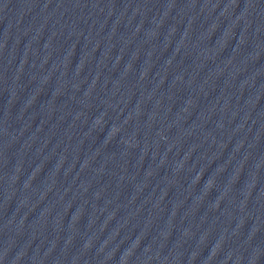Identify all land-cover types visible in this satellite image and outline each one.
<instances>
[{"label":"water","instance_id":"95a60500","mask_svg":"<svg viewBox=\"0 0 264 264\" xmlns=\"http://www.w3.org/2000/svg\"><path fill=\"white\" fill-rule=\"evenodd\" d=\"M0 264H264V0H0Z\"/></svg>","mask_w":264,"mask_h":264}]
</instances>
